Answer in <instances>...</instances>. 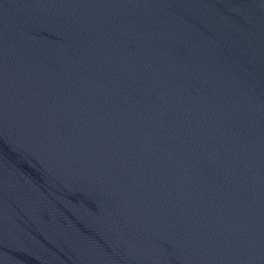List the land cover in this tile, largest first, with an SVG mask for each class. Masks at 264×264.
I'll list each match as a JSON object with an SVG mask.
<instances>
[{
  "label": "water",
  "instance_id": "1",
  "mask_svg": "<svg viewBox=\"0 0 264 264\" xmlns=\"http://www.w3.org/2000/svg\"><path fill=\"white\" fill-rule=\"evenodd\" d=\"M0 264H264V0H0Z\"/></svg>",
  "mask_w": 264,
  "mask_h": 264
}]
</instances>
